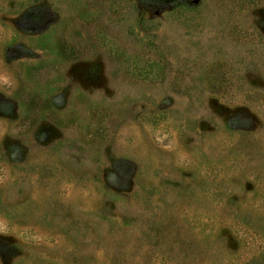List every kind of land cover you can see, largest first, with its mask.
<instances>
[{"label": "rangeland", "instance_id": "374dc122", "mask_svg": "<svg viewBox=\"0 0 264 264\" xmlns=\"http://www.w3.org/2000/svg\"><path fill=\"white\" fill-rule=\"evenodd\" d=\"M0 264H264V0H0Z\"/></svg>", "mask_w": 264, "mask_h": 264}]
</instances>
